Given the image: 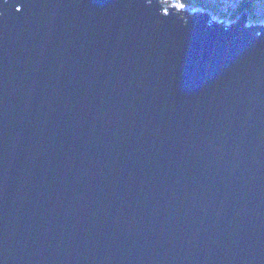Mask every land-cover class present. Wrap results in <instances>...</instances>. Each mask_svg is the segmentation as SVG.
Instances as JSON below:
<instances>
[{
	"label": "water",
	"instance_id": "95a60500",
	"mask_svg": "<svg viewBox=\"0 0 264 264\" xmlns=\"http://www.w3.org/2000/svg\"><path fill=\"white\" fill-rule=\"evenodd\" d=\"M212 24L0 0V264H264V27Z\"/></svg>",
	"mask_w": 264,
	"mask_h": 264
},
{
	"label": "rangeland",
	"instance_id": "374dc122",
	"mask_svg": "<svg viewBox=\"0 0 264 264\" xmlns=\"http://www.w3.org/2000/svg\"><path fill=\"white\" fill-rule=\"evenodd\" d=\"M219 1H220V3H218V6H220V7L215 9V11H216V13H218L219 10H225L227 12V18L218 19V23L223 22L226 25H228L229 23L234 24L237 21L240 14L239 15L237 14L238 17L236 15L234 17H231V15L228 16V14H229V12L233 11L235 3H237L238 1H241V0H219ZM170 5L172 7H174L175 10H180L182 8L188 14L197 13V11H196L197 9L198 10L202 9L201 7L195 5L194 0H175V2H172ZM258 9H259V13H260V11L262 12L264 10V3L261 2ZM242 12H244V11H242ZM208 14L210 15L213 13L211 12ZM246 14H247V18L245 20L246 26H252V25H256V26L257 25H263L264 26V19L256 21L254 19H250L251 16L249 13H246Z\"/></svg>",
	"mask_w": 264,
	"mask_h": 264
},
{
	"label": "trees",
	"instance_id": "16d2710c",
	"mask_svg": "<svg viewBox=\"0 0 264 264\" xmlns=\"http://www.w3.org/2000/svg\"><path fill=\"white\" fill-rule=\"evenodd\" d=\"M264 0H241L235 3L234 9L232 12H229L228 16L231 15V17H234L235 15L238 17L239 14L243 10H247V12L250 14V19L254 20H262L264 19V10L259 13V6L260 3H264ZM195 5L201 7L203 10H212L215 15H217L220 18H227V12L225 10H219L218 13H216L215 9L219 8L218 3H220L219 0H194ZM238 14V15H237Z\"/></svg>",
	"mask_w": 264,
	"mask_h": 264
},
{
	"label": "bare ground",
	"instance_id": "6f19581e",
	"mask_svg": "<svg viewBox=\"0 0 264 264\" xmlns=\"http://www.w3.org/2000/svg\"><path fill=\"white\" fill-rule=\"evenodd\" d=\"M261 27H264V26H261Z\"/></svg>",
	"mask_w": 264,
	"mask_h": 264
},
{
	"label": "clouds",
	"instance_id": "9594fccd",
	"mask_svg": "<svg viewBox=\"0 0 264 264\" xmlns=\"http://www.w3.org/2000/svg\"><path fill=\"white\" fill-rule=\"evenodd\" d=\"M247 11V10H246ZM247 13V12H246Z\"/></svg>",
	"mask_w": 264,
	"mask_h": 264
}]
</instances>
